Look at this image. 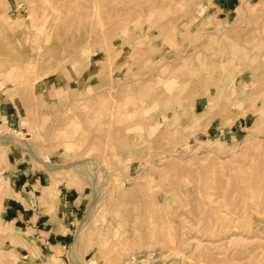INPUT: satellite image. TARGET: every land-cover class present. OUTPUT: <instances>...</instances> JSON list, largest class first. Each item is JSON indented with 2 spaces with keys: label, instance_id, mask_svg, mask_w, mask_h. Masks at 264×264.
Here are the masks:
<instances>
[{
  "label": "rangeland",
  "instance_id": "obj_1",
  "mask_svg": "<svg viewBox=\"0 0 264 264\" xmlns=\"http://www.w3.org/2000/svg\"><path fill=\"white\" fill-rule=\"evenodd\" d=\"M1 150L0 264H264V0H0Z\"/></svg>",
  "mask_w": 264,
  "mask_h": 264
},
{
  "label": "crops",
  "instance_id": "obj_2",
  "mask_svg": "<svg viewBox=\"0 0 264 264\" xmlns=\"http://www.w3.org/2000/svg\"><path fill=\"white\" fill-rule=\"evenodd\" d=\"M7 150L0 151V158H7L8 163L10 162V155ZM4 175V173H3ZM25 175V174H24ZM5 176V175H4ZM53 179V176H51ZM19 179L18 176L14 175L13 181ZM52 179L49 181L45 190L51 189ZM22 187L28 184L30 186L28 191L25 190L24 200L26 205L22 202H18L17 198L9 196L3 205L1 216L4 221L11 222L13 225L16 223H26L30 229L36 231L38 235H45V244H61L67 239V235L70 233V225L73 223L79 213L78 198L79 193L75 189H59V202L58 207L53 212H48L45 207H41L42 188L45 186L41 183L40 177L31 173L29 176H23L20 179ZM4 190H10L12 181L6 179ZM9 185V187H7ZM15 190V189H14ZM19 192V191H18ZM38 192V193H36ZM46 191L43 193L42 199H45ZM12 199L14 201H10ZM33 200V202H32ZM1 202V199H0ZM9 218V219H6ZM16 228V227H15ZM17 232H22L18 228L15 229ZM0 233L5 234L10 239L16 241L19 239L18 235L10 232L8 229L0 227ZM30 238V232H25Z\"/></svg>",
  "mask_w": 264,
  "mask_h": 264
},
{
  "label": "bare ground",
  "instance_id": "obj_3",
  "mask_svg": "<svg viewBox=\"0 0 264 264\" xmlns=\"http://www.w3.org/2000/svg\"><path fill=\"white\" fill-rule=\"evenodd\" d=\"M214 190H215V189H214ZM214 192H215V191H212V194H214ZM206 193H207V192H206ZM206 193H205V194H206ZM209 194H211V193H209ZM207 196H208V195H207ZM210 196H211V195H210ZM213 196H214V195H213ZM149 242H150V241H148V243H149ZM141 245H142V244H141ZM137 259H138V258H137Z\"/></svg>",
  "mask_w": 264,
  "mask_h": 264
}]
</instances>
